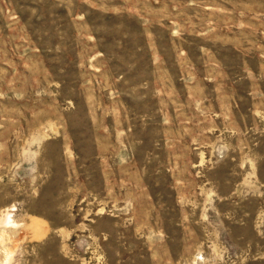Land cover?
I'll return each mask as SVG.
<instances>
[{
  "label": "rangeland",
  "instance_id": "1",
  "mask_svg": "<svg viewBox=\"0 0 264 264\" xmlns=\"http://www.w3.org/2000/svg\"><path fill=\"white\" fill-rule=\"evenodd\" d=\"M0 264H264V0H0Z\"/></svg>",
  "mask_w": 264,
  "mask_h": 264
},
{
  "label": "bare ground",
  "instance_id": "2",
  "mask_svg": "<svg viewBox=\"0 0 264 264\" xmlns=\"http://www.w3.org/2000/svg\"><path fill=\"white\" fill-rule=\"evenodd\" d=\"M8 218H9V217H8ZM6 220H9V219H6ZM6 220H5V221H6Z\"/></svg>",
  "mask_w": 264,
  "mask_h": 264
}]
</instances>
